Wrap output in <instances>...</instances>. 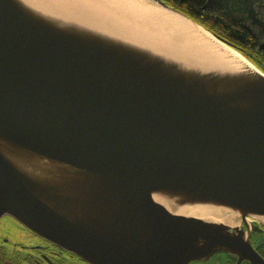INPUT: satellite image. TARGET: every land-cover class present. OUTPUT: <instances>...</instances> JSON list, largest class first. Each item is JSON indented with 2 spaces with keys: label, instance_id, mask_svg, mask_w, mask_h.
Listing matches in <instances>:
<instances>
[{
  "label": "water",
  "instance_id": "water-1",
  "mask_svg": "<svg viewBox=\"0 0 264 264\" xmlns=\"http://www.w3.org/2000/svg\"><path fill=\"white\" fill-rule=\"evenodd\" d=\"M20 2L0 0V218L87 264H264V224L249 219L264 216V73L245 56L255 70L186 66ZM9 153L59 174L27 175ZM156 195L239 221L178 214Z\"/></svg>",
  "mask_w": 264,
  "mask_h": 264
},
{
  "label": "bare ground",
  "instance_id": "bare-ground-1",
  "mask_svg": "<svg viewBox=\"0 0 264 264\" xmlns=\"http://www.w3.org/2000/svg\"><path fill=\"white\" fill-rule=\"evenodd\" d=\"M20 2V0H17ZM35 14L59 27L79 32H98L130 45L149 49L186 66L214 69L256 68L238 51L216 40L202 27L165 9L152 0H21ZM2 152V151H1ZM19 170L27 175L59 174V167L42 160L27 161L9 153ZM19 159L20 162H19ZM54 176V177H55ZM166 208L186 216L236 226L240 214L223 205L191 202L183 196L156 195ZM181 202H180V201ZM264 224V216H251Z\"/></svg>",
  "mask_w": 264,
  "mask_h": 264
},
{
  "label": "trees",
  "instance_id": "trees-1",
  "mask_svg": "<svg viewBox=\"0 0 264 264\" xmlns=\"http://www.w3.org/2000/svg\"><path fill=\"white\" fill-rule=\"evenodd\" d=\"M264 73V0H162ZM264 258V244L257 250Z\"/></svg>",
  "mask_w": 264,
  "mask_h": 264
},
{
  "label": "flooded vegetation",
  "instance_id": "flooded-vegetation-1",
  "mask_svg": "<svg viewBox=\"0 0 264 264\" xmlns=\"http://www.w3.org/2000/svg\"><path fill=\"white\" fill-rule=\"evenodd\" d=\"M17 225H19L21 230L29 232L31 235L33 234L21 224ZM260 226L264 228V226ZM8 232L11 233L10 231ZM32 237H35L37 241L25 245L10 243L8 238L0 236V264H20L19 262L21 261L27 264H87L77 256L40 239V237L34 235ZM259 239V234L252 235V240L255 244ZM6 247L11 250V256L6 251ZM213 262L214 264H236L234 259L224 254L216 255Z\"/></svg>",
  "mask_w": 264,
  "mask_h": 264
},
{
  "label": "rangeland",
  "instance_id": "rangeland-1",
  "mask_svg": "<svg viewBox=\"0 0 264 264\" xmlns=\"http://www.w3.org/2000/svg\"><path fill=\"white\" fill-rule=\"evenodd\" d=\"M249 219L254 220L252 217H250ZM17 224L20 223H18L13 217L9 215H3L0 218V236L8 238L10 243L12 242L17 244L28 245L29 243H34L37 241L35 237H32L33 235L36 236L35 234L31 235L29 232L21 230L19 228V225ZM8 231H10L11 233H9ZM5 249L8 252L9 256H11V250H9L8 247H6ZM19 263L27 264L24 261H21Z\"/></svg>",
  "mask_w": 264,
  "mask_h": 264
}]
</instances>
